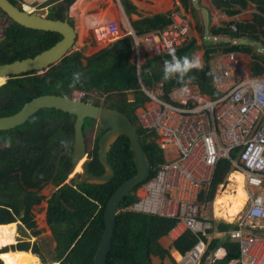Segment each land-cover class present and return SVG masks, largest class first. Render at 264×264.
Listing matches in <instances>:
<instances>
[{
  "label": "built area",
  "instance_id": "obj_1",
  "mask_svg": "<svg viewBox=\"0 0 264 264\" xmlns=\"http://www.w3.org/2000/svg\"><path fill=\"white\" fill-rule=\"evenodd\" d=\"M255 13L263 19L262 24L252 17L233 20L227 26L238 33V24L254 25V31L244 32V36L264 45V11L257 9ZM190 29L186 18L172 16L160 29L144 34L131 29L125 34L131 36V61L139 90L146 96L135 109L136 125L150 134L164 161L142 183L136 200L123 209L174 218L172 230L176 235L189 230L197 237L176 264H198L207 247L204 238H208L212 226L209 187L218 160L228 158L232 169L243 174L246 198L236 219H231L235 227L225 232L238 242V256L226 264H264V56L244 53L249 64L263 66L260 73L254 74L236 51L211 53L208 70L213 95L203 92L190 79L168 90L161 79L146 83L142 67L147 55H163L187 44ZM92 32L100 44L111 43L122 35L115 20L98 24ZM106 96V92L82 89H73L70 94L76 101L101 104ZM234 150L233 159L230 153ZM214 258H218L216 253Z\"/></svg>",
  "mask_w": 264,
  "mask_h": 264
},
{
  "label": "trees",
  "instance_id": "obj_2",
  "mask_svg": "<svg viewBox=\"0 0 264 264\" xmlns=\"http://www.w3.org/2000/svg\"><path fill=\"white\" fill-rule=\"evenodd\" d=\"M10 1L17 5V0ZM251 1L257 3L260 11H264V0ZM213 2L216 6L238 3L242 7L246 4V0H213ZM0 11L6 15L1 9ZM235 12L236 10H233V13ZM47 16L52 17L53 14ZM253 19L257 23L262 24V18L259 15L255 14ZM169 22L170 18L167 15L159 14L154 18L145 17L133 21L132 25L136 34H144L152 30L160 29ZM238 29L239 32L237 33L232 32L228 26H219L211 28V33L213 35L224 34L241 37L244 35V32H252L255 28L252 24L240 23L238 24ZM60 38L61 35L58 32L26 28L11 20L4 31L3 39L0 41V63L32 57L52 46ZM217 45H222L224 51H251L247 46L244 48L242 44H231L229 42L214 45L203 44L205 48L204 64L200 69H192L185 76L184 82L191 77L193 81L198 83L203 92L210 95H213L214 91L210 88L208 59L210 53L215 50ZM195 48L196 44L194 39H190L187 44L176 48L175 53L178 57L185 55L192 57ZM131 52L132 39L129 35L118 38L89 56L83 55L80 50L70 51L41 74L24 79L10 80L6 84L9 89L25 87L26 84H23L22 81L27 80L35 92L28 96H23V99L19 100L16 108L1 114L6 115L15 111L19 108L23 100L33 95L56 93L62 96H69L73 89L86 91L97 90L106 92V99L110 102L109 106L125 113L134 123L135 109L144 103L146 96L139 90L135 68L131 61ZM165 60H171V56L168 53L145 58V63L142 67V77L146 83H150L151 79H161L164 87L168 90L182 83H178L175 78L167 81L163 79ZM160 62L162 65L158 67L157 65ZM252 70L254 74L260 73L263 70V66L259 63H253ZM149 71L152 75H149ZM76 72L82 74L81 83L70 87L73 80V73ZM125 90L130 91L131 98L127 97ZM137 131L140 143L152 168L150 173L152 175L154 173V167L164 161L162 151L151 140L150 134L145 133L139 128H137ZM91 154L92 169H97L98 172L96 173L103 172V167L97 158L96 148ZM230 155L231 158H236V150L232 151ZM36 160L39 161L40 159ZM36 160H30L32 164L26 163L29 168L23 169L24 174L28 177L32 178L33 168L39 165ZM108 160L115 173L110 182L102 185L64 184L50 198L47 207L46 222L55 240L57 241L56 238H59L60 241L56 245L59 250L57 251L55 260L57 264H93V256L104 228L103 213L106 202L115 188L136 172L132 160V152L129 147V140L126 136L120 135L111 144L108 151ZM231 170L233 169L230 159L220 158L218 160L207 199H213L217 186L226 182L225 178ZM137 187L120 202V209L115 218L113 237L106 256V264H152L150 258L152 254L165 253V250L159 245L158 239L173 228L176 220L174 218L123 209L126 205L136 200L137 196L135 191ZM13 198L15 200L7 203L0 202V224L11 223L19 219L21 224L18 227L22 233L21 235L27 238L31 235L37 236L39 230L36 229V221L30 211V201L37 203L40 197L32 196L28 204L24 207L17 197ZM211 223L213 227L211 226L209 233L215 230V226H217L219 232H226L230 228L235 227L233 223L219 221L214 218ZM27 229L29 230L28 232ZM225 232L223 236L211 238L208 241L206 250L198 264H208V256L220 245H223L227 250L220 264H226L229 260L238 256V242L229 239ZM4 236H13V233L8 231L4 233ZM207 240V238H204V241ZM196 241L197 237L191 231L186 230L174 240L173 245L180 253H184ZM8 249L24 252L29 250L38 255L42 263H45L35 241L30 243L29 240H21V238H18L15 244L1 248L0 254ZM218 254H220V251H218ZM2 262L7 264L5 261L0 260V264H3Z\"/></svg>",
  "mask_w": 264,
  "mask_h": 264
},
{
  "label": "water",
  "instance_id": "obj_3",
  "mask_svg": "<svg viewBox=\"0 0 264 264\" xmlns=\"http://www.w3.org/2000/svg\"><path fill=\"white\" fill-rule=\"evenodd\" d=\"M0 9L12 21L26 28L55 31L61 35V38L52 46L32 57L0 63V76L5 78L9 75H17L34 70H46L57 63L65 54L72 51L77 36V28L68 16L69 4L65 7L66 11L65 13L63 11L61 17H48L40 9L35 12H27L24 6H17L10 0H0ZM207 41H204V44L212 43L210 40ZM41 108H54L75 116L74 143L72 152L67 155L70 163L67 172L70 174L68 177L70 185H102L110 182L115 175L107 156L110 146L120 135L126 136L129 140L136 172L128 179L122 181L109 196L103 213V232L93 256V264H106V256L113 237L115 218L120 209V202L134 188L146 180L151 172L150 163L140 143L137 128L125 113L116 108L99 105L98 101L89 104L83 101H75L68 96L59 94H42L26 101L15 113L0 116V130H9L22 124ZM84 118L96 119L99 125L107 128L97 141V158L103 167V172L100 174H93L89 170L84 137L81 132ZM83 157L85 159L80 164V170H75L77 163Z\"/></svg>",
  "mask_w": 264,
  "mask_h": 264
},
{
  "label": "flooded vegetation",
  "instance_id": "obj_4",
  "mask_svg": "<svg viewBox=\"0 0 264 264\" xmlns=\"http://www.w3.org/2000/svg\"><path fill=\"white\" fill-rule=\"evenodd\" d=\"M2 39L3 37L0 41ZM43 71L45 70H34L17 75H9L4 78L0 83V116H4L1 113L16 108L19 100L23 99V96H28L35 92L27 80L22 81L23 84H26L25 87H19L17 89H9L6 84L10 80L36 76ZM38 95H33L23 100L19 108L6 115L15 113L26 101ZM108 102L105 99L102 104L100 102L98 103H100L99 105L110 107L106 104ZM106 130L107 128L99 125L96 119H83L81 132L84 137L89 170L93 174L100 173H96L98 172L97 169H92L91 153L96 148L97 154L98 138ZM74 137L75 116L54 108L38 109L22 124L9 130H0V202L7 203L15 200L13 197H17L24 207L28 204L32 196L40 197L37 203L30 201V211L35 221H37L35 209L37 206H41L40 208L44 211L43 218L46 217L47 207L52 194L64 184H69L68 177L70 174L67 172L70 163L67 155L72 152ZM88 137L92 140L93 145L90 144L88 146ZM6 144H10V146L6 147ZM36 159L40 160L37 161ZM30 160H36L39 163L37 167L33 168L32 178L23 172V169L29 168L26 163H30ZM79 164H81V161ZM62 176L64 177L60 181ZM31 194L34 195L31 196Z\"/></svg>",
  "mask_w": 264,
  "mask_h": 264
},
{
  "label": "crops",
  "instance_id": "obj_5",
  "mask_svg": "<svg viewBox=\"0 0 264 264\" xmlns=\"http://www.w3.org/2000/svg\"><path fill=\"white\" fill-rule=\"evenodd\" d=\"M18 2H20V4L22 3V4L30 5L31 7L37 6L46 16L49 14H53L52 17H61L63 11L64 13L66 11L65 7L67 6V4H69V9L67 13L68 16L71 18L73 24L77 28V36L75 38L72 51L80 50L85 56H89L95 53L96 51H98L99 49L110 44V43H107L105 45L100 44L97 40H95L92 34L93 28L100 23H106L110 20H115L119 24L122 30L121 37H123L125 36L126 33L128 34L129 30L131 29L134 30L132 25L133 21H137L145 17L154 18L156 15L163 14V15H167L169 18H171L172 16L186 18L191 28L190 29L191 39H194L196 44V48L193 52V55H198L200 57L201 67L204 64V52H205V48L203 46L204 41L211 39L210 41L212 43H206V45H214L222 42L225 43L229 42L231 44H242L244 48L247 46L241 42L239 43L235 39V37H239V36H231L224 34L213 35L211 33V28L219 27V26L221 27L224 25L227 26L233 20L236 19L250 20L256 14L255 10L258 9L257 3L252 2L251 0H246V4L242 7L238 3L222 4L221 6H216L213 0H18ZM30 6L25 5L27 10H31ZM233 10H236V12L233 13ZM206 21L207 23H205ZM241 37L242 38L245 37L247 39L253 40L252 37H248L244 35ZM225 39L227 40L225 41ZM218 40H220L218 43H214L215 41ZM98 45L100 46L103 45V46L98 48L97 47ZM222 47H223L222 45H217L215 50L212 51L211 53L219 50H223ZM236 52L238 53L240 60L245 62L247 64V67L248 68L250 67L252 70V65L248 63L247 58L244 56V53H246V51H236ZM153 56L154 55L152 54H148L147 58ZM161 65L162 64L160 62L158 63L157 66L161 67ZM211 201L209 202V204H211ZM211 213L213 214L214 219L231 223V220H225V218L215 215L212 211ZM37 221H36V229L39 230L38 237H40L41 234L40 232L42 229H40L41 227L37 223ZM43 221L45 222V228H46L45 232L48 233V237L53 238L56 247L57 241L55 240L51 232V229L46 222V217L43 218ZM214 229L215 230L213 232L208 233L209 239L207 238L208 239L206 241L207 243L211 238L223 236L225 232V231L219 232L217 226H215ZM28 231L29 230H27V232ZM11 232L13 233V231ZM182 233L176 235L171 229L167 234L162 235L158 239V243L161 246V248L165 250V253L152 254L150 256L151 263L175 264L176 260L178 259L181 253L175 249L173 242ZM17 235H18L17 233H13V236L1 235V238L13 237L15 238L16 241ZM218 251H220V254H218ZM17 252H20V250H18ZM226 252L227 250L223 245L218 246L213 251V253H211L208 256L207 259L208 264H220ZM214 253H216V255L218 256L217 259L216 258L213 259ZM3 255L0 254V259L2 261H4L2 259ZM36 256L38 258L39 264H45L41 262V259L38 255ZM55 257L54 259L48 261L46 264H50V263L57 264V262H55L56 260Z\"/></svg>",
  "mask_w": 264,
  "mask_h": 264
},
{
  "label": "rangeland",
  "instance_id": "obj_6",
  "mask_svg": "<svg viewBox=\"0 0 264 264\" xmlns=\"http://www.w3.org/2000/svg\"><path fill=\"white\" fill-rule=\"evenodd\" d=\"M17 5H20V2H18V0H17ZM10 23V19L6 16V15H4L1 11H0V39L3 37V32H4V29H5V27H6V25H8ZM205 23H207V21L205 22ZM207 35H209V34H207ZM235 39L240 43H243V44H245V45H247L249 48H250V50H251V52H255L256 54H260L261 56H264V45L262 44V43H260V42H258V41H256V40H250V39H247V38H245V37H235ZM211 40V39H210ZM227 39H225V41H226ZM220 40H218V41H215L214 43H218ZM106 44V42H104V44L103 45H105ZM103 45H101V46H103ZM100 45H98L97 47L99 48V47H101ZM127 97L128 98H131V94H128L127 95ZM107 105H109L110 103L108 102V103H106ZM134 124H137L136 123V121H134ZM90 144L91 145H93V143H92V140L88 137V146H90ZM84 158L85 157H83V158H81L82 160H84ZM75 170H79V166L75 169ZM234 172V171H233ZM228 183H231V181L229 180V178L227 179V182L225 183V184H221V185H219V186H217V188H216V190H215V194H214V196H213V199H212V201H211V204H209L210 206H208V211L209 212H213L214 214H215V212H214V201H215V199H216V197H217V195L221 192V191H223L225 188H226V186H227V184ZM140 191V189H139V187L136 189V193H138ZM245 202V201H244ZM244 204V203H243ZM243 206V205H242ZM242 206H241V208H242ZM41 206H37L36 207V209H35V213H36V219L38 220L37 221V223L40 225V229H42L41 230V234H40V237H38V235L37 236H30L29 238H27L26 236H23V235H21L22 233H21V231H20V229H19V224H21V221L20 222H17L19 219H17L16 221H14V222H12V224H11V226L10 227H8L9 229H7V228H5V229H2L1 230V234L3 233V232H5V231H8V230H12L13 231V233H17L18 235L16 236V241L15 242H13V243H7L6 245H4V246H2V247H0V248H3V247H9L10 245H12V244H15L16 242H17V240H18V238H21V240H29L30 241V243H33L34 241L37 243V247H38V250H39V252H40V254L42 255V258H43V260L44 259H47V260H44V262H45V264L48 262V261H50L51 259H54V257L57 255V251H59L58 250V248L57 247H55V242H54V240H53V238L52 237H48V233L47 232H45V230H46V228H45V222L43 221V213H44V211L40 208ZM240 208V209H241ZM236 217L237 216H233L232 217V220H235L236 219ZM224 218V217H223ZM225 220H229V219H227V218H225ZM231 220V219H230ZM43 223V224H42ZM15 225L13 228H11L12 227V225ZM28 230V229H27ZM2 236H4V234H2ZM37 238V239H36ZM57 239V242H58V244L60 243V241H59V238H56ZM209 239V238H208ZM18 250H11V249H8L7 251H5L4 253H2V255L3 254H5V253H8V252H17ZM29 251V250H28ZM21 252V251H20ZM30 253H32L31 251H29ZM33 254V253H32ZM34 255V254H33ZM34 256H36V255H34ZM37 257V256H36ZM56 258V257H55ZM38 259V258H37ZM1 260V259H0ZM2 261V260H1ZM3 263V262H2ZM4 264V263H3ZM39 264V263H38Z\"/></svg>",
  "mask_w": 264,
  "mask_h": 264
},
{
  "label": "bare ground",
  "instance_id": "obj_7",
  "mask_svg": "<svg viewBox=\"0 0 264 264\" xmlns=\"http://www.w3.org/2000/svg\"><path fill=\"white\" fill-rule=\"evenodd\" d=\"M3 80L4 77L0 76V83ZM80 161L82 162V159H80L79 162ZM79 162L77 163L76 168L80 166ZM242 175L243 174L239 171H234L229 175V180L231 181V183L227 184L226 188L217 195L214 201L215 215L230 220L240 210L241 206L244 205L243 203L245 201L246 194L243 188ZM11 224L12 222L0 224V247L6 245L7 243L15 242V238L13 237L1 238V235L3 233L12 231V230H8L1 234V230L5 228L9 229L8 227H10ZM15 225L13 224L11 228H13ZM2 259L7 264H38L39 263L37 257L34 256L29 251L8 252L5 255H3Z\"/></svg>",
  "mask_w": 264,
  "mask_h": 264
},
{
  "label": "clouds",
  "instance_id": "obj_8",
  "mask_svg": "<svg viewBox=\"0 0 264 264\" xmlns=\"http://www.w3.org/2000/svg\"><path fill=\"white\" fill-rule=\"evenodd\" d=\"M30 6V5H27V4H20V6ZM31 7V6H30ZM40 8H38L37 6H32L31 7V10H27L25 8V10L27 12H31V11H37L39 10ZM45 15V14H44ZM10 19V18H9ZM11 20V19H10ZM93 34V32H92ZM206 45V44H204ZM73 50V49H72ZM170 56H171V60H165L164 61V69H163V79L164 80H170V79H177V82L178 83H184V80H185V76L192 70V69H200L201 68V60H200V57L198 55H193L192 57H189L187 55L183 56V57H178L175 53V49H170L169 50V53H168ZM211 54V53H210ZM164 55V54H163ZM160 56V55H159ZM147 58V57H146ZM81 76L82 74L79 73V72H76V73H73V80H72V84L70 85V87H74L76 84L78 83H81ZM189 79H191V77H189ZM185 92H187V88L185 87L183 89ZM130 91L126 92L127 95L129 94ZM71 94V93H70ZM70 97V95L68 96ZM71 98V97H70ZM72 99V98H71ZM76 101V100H75ZM84 102V101H83ZM94 103V102H93ZM100 104V103H99ZM133 123V122H132ZM134 124V123H133ZM137 127L136 124H134ZM140 129V128H139ZM6 147L10 146V144H6L5 145ZM85 159V158H84ZM163 162V161H162ZM151 168V166H150ZM152 169V168H151ZM234 170H231L229 173L233 172ZM151 173V172H150ZM229 173L227 174L229 176ZM151 176V175H149ZM148 176V177H149ZM226 179V178H225ZM145 181V180H144ZM143 181V182H144ZM142 182V183H143ZM227 182V181H226ZM225 182V183H226ZM141 184H139L140 186H138L139 188L141 187ZM224 183V184H225ZM137 187V188H138ZM136 193V191H135ZM211 201V200H210ZM213 215V214H212ZM214 218V216H213ZM212 218V219H213Z\"/></svg>",
  "mask_w": 264,
  "mask_h": 264
}]
</instances>
